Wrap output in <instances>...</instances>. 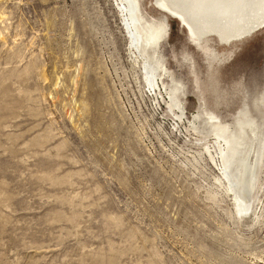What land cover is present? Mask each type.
<instances>
[{
  "label": "rangeland",
  "instance_id": "1",
  "mask_svg": "<svg viewBox=\"0 0 264 264\" xmlns=\"http://www.w3.org/2000/svg\"><path fill=\"white\" fill-rule=\"evenodd\" d=\"M137 1L154 50L124 0H0V264H264V26L196 44Z\"/></svg>",
  "mask_w": 264,
  "mask_h": 264
},
{
  "label": "bare ground",
  "instance_id": "2",
  "mask_svg": "<svg viewBox=\"0 0 264 264\" xmlns=\"http://www.w3.org/2000/svg\"><path fill=\"white\" fill-rule=\"evenodd\" d=\"M126 3H121L125 18L124 22L128 27V33L134 46L146 44L152 50L157 46V42L163 38L165 25L159 24V29L153 24H149L144 16L138 13L140 8L137 0H124ZM122 2V0H121ZM155 4L165 12H168L173 17L179 19L180 23L185 25L192 41L199 44L203 39L216 35L220 43L230 44L231 42L240 40L254 32L259 27L264 26V0H155ZM145 20L146 26H143L145 39L141 36L140 39L135 35L136 27L140 21ZM165 20V18H164ZM139 43V45H137ZM214 62L220 60L213 51ZM157 66L164 74H169L164 65L157 61ZM155 67L147 71L148 81L153 82L155 77ZM172 89V88H171ZM176 89L171 91V98H175L177 108L183 111L181 100L174 96ZM184 96L185 94L182 93ZM182 99V98H181ZM203 107V105H202ZM206 117L212 121L217 117L211 110H205ZM237 122L241 133L247 135L249 131L255 133L252 119L248 115L247 108L242 104V107L237 111ZM214 130L222 129L224 134L227 128L216 124ZM225 129V130H224ZM221 132V133H222ZM236 139L235 136L232 137ZM233 144V142H232ZM235 145L237 143L234 142ZM235 147L231 149L234 151ZM238 170L230 175L229 180L236 184L240 194L243 197L249 196L254 191L253 177L255 169V161L250 153L241 160H238ZM242 167V169H241ZM247 209V206H245Z\"/></svg>",
  "mask_w": 264,
  "mask_h": 264
},
{
  "label": "water",
  "instance_id": "3",
  "mask_svg": "<svg viewBox=\"0 0 264 264\" xmlns=\"http://www.w3.org/2000/svg\"><path fill=\"white\" fill-rule=\"evenodd\" d=\"M155 4V3H154ZM155 6H156V4H155ZM157 7V6H156ZM158 8V7H157ZM160 11H162L160 8H158ZM165 13V12H164ZM166 14L167 15H170L168 12H166ZM170 16H172V15H170ZM173 17V16H172ZM177 21H178V23H179V25L181 26V28L184 30V32H185V34H186V28H185V25H183V24H181L180 23V21H179V19H177L176 17H174Z\"/></svg>",
  "mask_w": 264,
  "mask_h": 264
},
{
  "label": "snow or ice",
  "instance_id": "4",
  "mask_svg": "<svg viewBox=\"0 0 264 264\" xmlns=\"http://www.w3.org/2000/svg\"><path fill=\"white\" fill-rule=\"evenodd\" d=\"M259 102H260L261 104H264V95H262V96L260 97ZM262 110H264V109H262Z\"/></svg>",
  "mask_w": 264,
  "mask_h": 264
}]
</instances>
